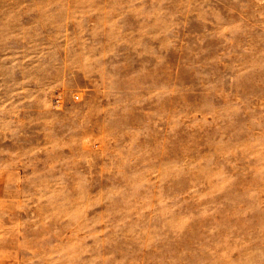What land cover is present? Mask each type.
I'll return each instance as SVG.
<instances>
[{
  "label": "rangeland",
  "instance_id": "rangeland-1",
  "mask_svg": "<svg viewBox=\"0 0 264 264\" xmlns=\"http://www.w3.org/2000/svg\"><path fill=\"white\" fill-rule=\"evenodd\" d=\"M263 232L264 0H0V264H242Z\"/></svg>",
  "mask_w": 264,
  "mask_h": 264
},
{
  "label": "bare ground",
  "instance_id": "bare-ground-1",
  "mask_svg": "<svg viewBox=\"0 0 264 264\" xmlns=\"http://www.w3.org/2000/svg\"><path fill=\"white\" fill-rule=\"evenodd\" d=\"M257 235V236H256ZM256 239H250V234L245 233L241 242L242 249V264H252V261H256V256H258L260 251H254L252 253H247V250L253 249L255 247H263L264 246V232L263 234H256ZM259 259V258H258ZM258 262V261H257ZM257 264V263H256Z\"/></svg>",
  "mask_w": 264,
  "mask_h": 264
}]
</instances>
